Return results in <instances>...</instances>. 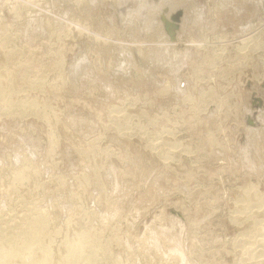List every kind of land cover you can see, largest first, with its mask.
<instances>
[{"label": "rangeland", "instance_id": "obj_1", "mask_svg": "<svg viewBox=\"0 0 264 264\" xmlns=\"http://www.w3.org/2000/svg\"><path fill=\"white\" fill-rule=\"evenodd\" d=\"M0 82V251L264 264V0H0Z\"/></svg>", "mask_w": 264, "mask_h": 264}, {"label": "bare ground", "instance_id": "obj_2", "mask_svg": "<svg viewBox=\"0 0 264 264\" xmlns=\"http://www.w3.org/2000/svg\"><path fill=\"white\" fill-rule=\"evenodd\" d=\"M4 71V70H3ZM4 77V76H3ZM1 83V82H0ZM2 85V84H1ZM25 171V170H24ZM20 173V172H19ZM18 174V173H17ZM21 174H22V172H21ZM23 174H24V172H23ZM22 174V175H23ZM21 175V176H22ZM20 176V178H22ZM17 177H18V175H17ZM31 177V176H30ZM24 178H25V175H24ZM17 179H19V178H17ZM20 180H22V179H20ZM256 196V195H255ZM257 197V196H256ZM258 197H259V194H258ZM255 198V197H254ZM263 198V197H262ZM259 200V199H258ZM45 222H46V218L45 217H41V218H39L36 222H35V224H33L29 229H27L26 231H25V237H24V239L25 240H21L22 241V243L25 245V253H19V252H21V250H22V248L19 246V245H13V247H11V249H9V247H8V249L9 250H7V251H0V264H11V262L13 261L14 263L17 261V258H21V256H22V254H25V256H22V257H24V258H26L25 260H27V261H24L23 263H21V264H49V262L51 261L50 260V258H49V256L51 257V255H49L50 253H49V251L47 250V249H43L42 251H39V253L41 252L43 255L42 256H40V255H38V256H40V259H39V257L37 256V258H35L36 256H33V250L35 249V247H36V245H34L35 247H33L34 249L32 250V244H34V242H37V241H40L41 240V234H43L41 231H42V229L44 228V226H45ZM29 226H30V224H29ZM48 226V225H47ZM46 226V227H47ZM92 230V229H91ZM84 232H86V231H84ZM89 232H91V231H89ZM86 233H84V235H85ZM92 233H90V235H91ZM90 235H88V233H87V237H85V238H90ZM79 236V235H78ZM92 236V235H91ZM93 236H94V234H93ZM83 237V236H82ZM23 238V237H22ZM43 239V238H42ZM46 239V238H45ZM77 239V238H76ZM79 239V238H78ZM81 240V239H80ZM83 240H85L84 238H82V241ZM1 241V240H0ZM82 241H75L76 242V244H74L73 243V245H71V246H69V251L67 252V254L68 253H70V257H74L75 258V256H78L79 255V253L82 251V249H83V244H82ZM42 242V241H41ZM20 243V242H19ZM38 243H40V242H38ZM14 244V243H13ZM21 244V243H20ZM22 244V245H23ZM2 245V244H1ZM49 245V244H48ZM71 247V248H70ZM0 249H1V247H0ZM37 249V248H36ZM35 249V250H36ZM39 250H40V247H39ZM84 250V249H83ZM37 251V250H36ZM36 251H34V252H36ZM86 251V250H85ZM51 252V251H50ZM53 252V251H52ZM40 253V254H41ZM65 253V252H64ZM83 253V252H82ZM81 253V254H82ZM37 253H35V255H36ZM53 254V253H52ZM72 255V256H71ZM84 254H82L81 256H83ZM64 256V255H63ZM87 257V256H86ZM81 258V257H80ZM88 258V257H87ZM23 259V258H22ZM21 259V260H22ZM68 259H71V258H68ZM67 259V260H68ZM77 259V258H76ZM78 259H79V257H78ZM90 259V258H89ZM88 259V260H89ZM24 260V259H23ZM65 260V259H64ZM73 260V259H72ZM87 260V261H88ZM91 260V259H90ZM18 261H20V259H18ZM17 261V262H18ZM69 261V260H68ZM74 261V260H73ZM77 261V260H76ZM10 262V263H9ZM27 262V263H26ZM61 262V261H60ZM20 263V262H19ZM91 263V262H90ZM15 264H18V263H15ZM74 264V263H73ZM92 264H93V262H92Z\"/></svg>", "mask_w": 264, "mask_h": 264}]
</instances>
